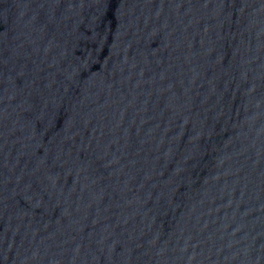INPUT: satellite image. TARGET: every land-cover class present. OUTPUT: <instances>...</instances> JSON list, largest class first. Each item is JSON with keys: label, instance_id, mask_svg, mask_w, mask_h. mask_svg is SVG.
<instances>
[{"label": "water", "instance_id": "water-1", "mask_svg": "<svg viewBox=\"0 0 264 264\" xmlns=\"http://www.w3.org/2000/svg\"><path fill=\"white\" fill-rule=\"evenodd\" d=\"M0 264H264V0H0Z\"/></svg>", "mask_w": 264, "mask_h": 264}]
</instances>
